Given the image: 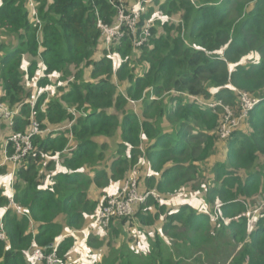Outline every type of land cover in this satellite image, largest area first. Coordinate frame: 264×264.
Returning <instances> with one entry per match:
<instances>
[{
  "label": "trees",
  "instance_id": "16d2710c",
  "mask_svg": "<svg viewBox=\"0 0 264 264\" xmlns=\"http://www.w3.org/2000/svg\"><path fill=\"white\" fill-rule=\"evenodd\" d=\"M0 1V104L20 108L11 135L32 118L43 132L16 169L14 202L26 216L5 214L0 264H34L26 256L33 246L57 245L63 261L74 259L76 235L105 204L92 189L123 187L140 165V191L169 199L190 197L189 189L198 204L150 197L134 220L116 225L158 226L149 254L124 245L100 264H188L195 251L206 258L192 264H219L223 254L230 264H264V212L251 224L247 206L264 197V0H153L140 31L154 16L183 24L157 22L143 47L129 34L110 52L97 23H115L118 0H35L40 32L27 0ZM41 64L38 85L52 92L32 109ZM239 92L262 102L221 140L225 110L207 104L229 105L238 117ZM7 205L0 189V209ZM203 205L218 207V219ZM100 238L89 231L87 246L99 250Z\"/></svg>",
  "mask_w": 264,
  "mask_h": 264
},
{
  "label": "built area",
  "instance_id": "2783aa9c",
  "mask_svg": "<svg viewBox=\"0 0 264 264\" xmlns=\"http://www.w3.org/2000/svg\"><path fill=\"white\" fill-rule=\"evenodd\" d=\"M153 0H141L134 4H129L130 0H118L115 8L117 11L116 21L113 25L104 23L98 19L97 26L102 34L103 44L108 52L112 47L119 45L120 42L127 36L133 37V45L135 48L143 47L151 36V29L157 22L162 23H178L183 24V21L179 18L170 16H154L146 22V25L139 30V22L146 8ZM28 8L31 10L32 20L38 31H41L42 22L39 16L38 6L35 0H27ZM46 67L41 64L39 71L32 83V98L27 102L31 108H34L36 101L42 93H46L48 89H42L39 87V82L45 76ZM240 114L237 117L231 111L229 105H222L221 103H209L208 107L215 108L222 106L225 110L224 121L221 124L220 139L227 140L232 133L241 125V123L249 117L250 113L255 110L256 107L262 102L261 99L253 97L246 92H239L238 95ZM20 108L10 110L9 107L0 105V116H4L9 121V125L12 127L15 117L18 115ZM74 115H77L75 111H72ZM40 124L32 118L29 129L23 133L12 134L5 143V162H10L17 169L18 164L23 161L33 150L34 137L42 134ZM9 147L12 148L13 153L9 154ZM139 176L136 167L132 170L129 178L122 187L120 193L114 197L108 198L106 203L97 213L94 220L88 224L85 228V232L97 231L108 229L113 219H129L134 220L136 209L138 206L146 204L150 197H153L158 203L175 204L176 202L187 203L191 202L193 197H177L166 199L159 195L156 190L152 191H140L139 189ZM14 196L9 201V207L15 209L18 215L26 216L21 207H18L14 202ZM197 200V199H196ZM198 201V200H197ZM248 206L249 216L251 224L264 212V197L260 204L255 208ZM205 209V205H203ZM218 207L215 209L217 210ZM4 213L0 216V241H6L7 235L3 226ZM218 215V214H217ZM218 217V216H217ZM215 219V218H214ZM216 220V219H215ZM34 231V225L32 224ZM58 246H53L52 251L48 252L46 249L33 246L27 253V259L34 264H94L92 262L84 260L70 259L63 261L57 253Z\"/></svg>",
  "mask_w": 264,
  "mask_h": 264
},
{
  "label": "rangeland",
  "instance_id": "374dc122",
  "mask_svg": "<svg viewBox=\"0 0 264 264\" xmlns=\"http://www.w3.org/2000/svg\"><path fill=\"white\" fill-rule=\"evenodd\" d=\"M0 3H1V1H0ZM25 65H27V64L25 63L24 66ZM24 66H23V68H24ZM50 92H52V91L50 90ZM8 123H9V121L7 119H5L4 116H0V144L1 145H4V143H6L5 142L6 136H7L6 135V126H8ZM9 134H10V132L8 133V135ZM0 154H1V151H0ZM116 184H118V183L111 182L110 185L105 188L106 189V194H105L106 197L102 196V195L98 196V198H100L99 201L101 204L106 203L108 198H110V196L108 194L117 192L116 195H118L120 193L122 188L121 187H120L121 189L119 188L120 191L117 190L118 186ZM184 191H185L184 193H186L188 196H190V197L193 196V194L190 193L191 191H189V189H187V190L185 189ZM116 195H114V196H116ZM114 196H111V197H114ZM94 197H96L95 194H94ZM191 199H192V201L187 202V203L198 204L196 197H193ZM101 208H102V206L100 207V209ZM194 208L198 209V207H194ZM215 208L216 207H214V209H211L208 206L206 207V205H205V209L203 207V209L206 212H208L211 217H214L217 220L218 215H217V210ZM200 209L202 210V207ZM96 215H95V217H96ZM114 220H118V221H114ZM119 220H120L119 218L113 219L114 223L112 225L110 224L111 227L109 229L96 233V236H100L101 237L100 239L107 242V243L103 244L99 250H96L95 248H90L87 246L86 240H87V237L89 236L88 231L86 232L87 234H85L84 236H81V237L77 236V235H79V234H77L76 235V243L78 244V246L76 247V250L74 252L75 253V255L73 257L74 260H79L80 258H84V256H86L88 259H93L92 262L94 264H97V263L100 264L103 262V260L105 258L109 257V255L113 251L119 250L121 248V246H124V245H127L128 248H130L131 252L136 254V255L147 256L149 254V251L151 250V243H152L151 240L153 239V237H155V234L158 233L159 227L158 226H157V228L156 227H147V226H143V225H141L135 221L132 224L126 223L125 226H123L122 228H118L119 229L118 230L116 228V225L120 222ZM92 221H90V223ZM112 227L118 231V234L117 235L114 234L111 237V233L114 231V229H112ZM83 232H85V229ZM80 235H82V234H80ZM109 237L112 240V242H108ZM82 249H84L85 255H83ZM200 258L201 259L206 258L203 251H198V252L195 251L194 254L192 255L191 259L188 260L189 261L188 264H192L193 262H195L197 259H200ZM231 259H229V255L223 254V255H221V260H220L219 264H230ZM208 264H211V262H209ZM212 264H214V262H212Z\"/></svg>",
  "mask_w": 264,
  "mask_h": 264
},
{
  "label": "crops",
  "instance_id": "0c3cea01",
  "mask_svg": "<svg viewBox=\"0 0 264 264\" xmlns=\"http://www.w3.org/2000/svg\"><path fill=\"white\" fill-rule=\"evenodd\" d=\"M46 93H48V94H50L51 92H50V88L48 89V91L46 92ZM0 94H1V89H0ZM7 107V106H6ZM10 110H14V109H10ZM7 123V122H6ZM72 124L73 123H71V124H69L68 126H67V128H70L71 126H72ZM52 129H54V128H52ZM52 129H49L50 131H53ZM63 129V128H62ZM59 131V130H58ZM10 132V134L8 135V133ZM6 141H7V139H8V137L11 135V130H10V125H9V123H8V126H6ZM5 141V142H6ZM69 145H70V147H72V146H74V144H73V140H71L70 141V143H69ZM0 151H1V154H0V168L1 167H4L5 168V172H6V174L5 175H3V176H1L0 177V189L4 192V195L6 196V198L8 199V205L6 206V207H4L3 209H0V216L1 215H3L4 213H7V211H8V209H10V207H9V201H10V199L12 198V196H14L15 195V191H14V180H15V177H16V168L14 167V165L12 164V163H10V162H5V143H4V145H1L0 144ZM262 164H264V159L262 160ZM141 166V165H140ZM140 166H136V170H137V172H138V176H139V181H141L140 180V178H141V175L140 174H142V172L140 171H138L139 170V167ZM143 184V183H142ZM117 186H118V189L117 190H119V188L121 187V185H122V183L120 184V183H118V184H116ZM122 188V187H121ZM120 188V189H121ZM139 188H140V182H139ZM141 190H144V189H141ZM120 191V190H119ZM146 191V190H145ZM91 193H92V196L94 197V194H95V196L96 197H94L96 200H100V198H98V196H100L101 194H102V196H104L105 194H106V189H104V190H100V189H95V188H93L92 189V191H91ZM117 193V192H116ZM116 193H111V194H108L110 197L111 196H114V195H116ZM106 197V196H105ZM263 199V197L262 198H259V199H257L255 202H253L252 203V201L249 203V206L250 207H252V208H255L257 205H259L260 204V202H261V200ZM36 229V226L34 225V230ZM103 230H97L96 231V233H98V232H102ZM85 234H87L86 232L83 234V236L85 235ZM77 246H78V244H77ZM76 246V247H77ZM84 248V247H83ZM82 253H83V255H85V251H84V249H82ZM73 257H74V255H73ZM78 259V258H77ZM80 260H84V261H88V262H91L93 259H88L86 256H84V258H80ZM98 261V260H97Z\"/></svg>",
  "mask_w": 264,
  "mask_h": 264
},
{
  "label": "water",
  "instance_id": "95a60500",
  "mask_svg": "<svg viewBox=\"0 0 264 264\" xmlns=\"http://www.w3.org/2000/svg\"><path fill=\"white\" fill-rule=\"evenodd\" d=\"M53 247V245H51L49 248H52Z\"/></svg>",
  "mask_w": 264,
  "mask_h": 264
}]
</instances>
